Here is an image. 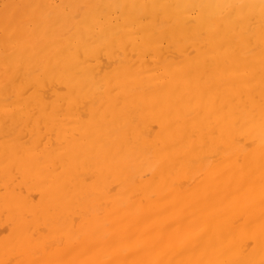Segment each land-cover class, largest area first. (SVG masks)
Here are the masks:
<instances>
[{"label": "bare ground", "instance_id": "6f19581e", "mask_svg": "<svg viewBox=\"0 0 264 264\" xmlns=\"http://www.w3.org/2000/svg\"><path fill=\"white\" fill-rule=\"evenodd\" d=\"M262 3L0 0V264H264Z\"/></svg>", "mask_w": 264, "mask_h": 264}, {"label": "snow or ice", "instance_id": "6c2138e0", "mask_svg": "<svg viewBox=\"0 0 264 264\" xmlns=\"http://www.w3.org/2000/svg\"><path fill=\"white\" fill-rule=\"evenodd\" d=\"M20 7V6H14ZM262 16H264V3L261 4ZM25 22L23 16L17 18L15 15L5 17V31L9 38H12L17 35L18 28ZM261 43L264 45V31L261 34ZM262 62H264V57H262Z\"/></svg>", "mask_w": 264, "mask_h": 264}]
</instances>
